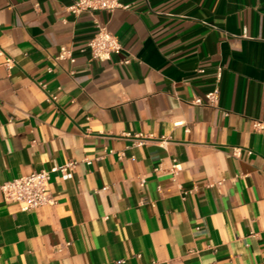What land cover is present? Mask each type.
<instances>
[{
  "label": "crops",
  "instance_id": "1",
  "mask_svg": "<svg viewBox=\"0 0 264 264\" xmlns=\"http://www.w3.org/2000/svg\"><path fill=\"white\" fill-rule=\"evenodd\" d=\"M74 1L0 0V184L75 163L54 205L0 193V264H264V0Z\"/></svg>",
  "mask_w": 264,
  "mask_h": 264
},
{
  "label": "built area",
  "instance_id": "2",
  "mask_svg": "<svg viewBox=\"0 0 264 264\" xmlns=\"http://www.w3.org/2000/svg\"><path fill=\"white\" fill-rule=\"evenodd\" d=\"M118 9H129L121 3L120 0H75L74 3L68 8V11L78 16L82 13H97L108 12L113 13ZM86 49L91 53L93 60L99 62H108L115 55H120L123 52V47L114 34L108 30L107 27L97 24V30L93 38L87 44ZM0 55H3L0 52ZM60 61H70L75 63L76 59L73 57L72 51L66 47H61L59 55L57 57ZM126 64L129 61L125 62ZM14 60L8 58L5 63V67L8 70L14 68ZM200 73H204L203 69L199 70ZM217 84L215 88L204 95L203 97L196 98L193 101L195 106H209L216 108L219 106L221 97V81L223 77V68L218 67L216 70ZM254 130L257 132L264 131V123L256 121L254 122ZM242 149L235 148L233 156L240 158ZM75 167V163H68L65 166H55L51 170L42 171L17 178L11 181H7L0 184V193L4 197L6 204L16 205L22 212L28 213L43 206L54 205L56 200L53 196L52 176L60 173L61 175H67ZM172 173L175 177L182 171V166L174 161L172 165Z\"/></svg>",
  "mask_w": 264,
  "mask_h": 264
}]
</instances>
